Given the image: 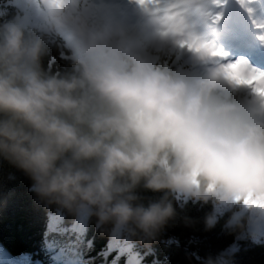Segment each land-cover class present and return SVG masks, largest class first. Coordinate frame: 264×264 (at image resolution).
Masks as SVG:
<instances>
[{
    "label": "clouds",
    "instance_id": "1",
    "mask_svg": "<svg viewBox=\"0 0 264 264\" xmlns=\"http://www.w3.org/2000/svg\"><path fill=\"white\" fill-rule=\"evenodd\" d=\"M131 3L135 19L114 0H22L23 15L0 20V159L30 178L40 202L95 216L113 235L154 239L176 215L170 195L210 202L208 229L229 211L226 227L256 235L264 75L257 90L242 86L255 69L218 44L228 35L222 0ZM235 4L264 47L253 0ZM56 45L61 73L43 64ZM177 52L188 69L164 66ZM141 186L164 195L145 204Z\"/></svg>",
    "mask_w": 264,
    "mask_h": 264
},
{
    "label": "trees",
    "instance_id": "2",
    "mask_svg": "<svg viewBox=\"0 0 264 264\" xmlns=\"http://www.w3.org/2000/svg\"><path fill=\"white\" fill-rule=\"evenodd\" d=\"M22 15L14 0H0V20ZM175 54L164 61L171 68ZM63 50L55 48L43 59L54 73L68 70ZM178 62L186 66L181 56ZM165 66V65H164ZM32 181L21 170L0 159V251L12 264H51L52 255L83 258L91 264H124L125 251L139 252L137 264H206L209 257L227 258L226 264H264V228L256 235L226 227L231 212L217 213V222L208 229L205 217L213 205L170 195L176 215L154 239L113 235L111 224L100 225L95 216L69 213L66 209L40 202L29 191ZM136 194L147 204L163 192L142 186ZM116 252L107 263L106 256ZM76 252H78L76 254Z\"/></svg>",
    "mask_w": 264,
    "mask_h": 264
},
{
    "label": "snow or ice",
    "instance_id": "3",
    "mask_svg": "<svg viewBox=\"0 0 264 264\" xmlns=\"http://www.w3.org/2000/svg\"><path fill=\"white\" fill-rule=\"evenodd\" d=\"M137 3L143 5L146 3H155L157 0H136ZM220 17L218 16L217 19ZM205 47H210L205 45ZM213 55H217L218 53L213 52ZM243 63V61H241ZM228 68L233 67V65H228ZM259 75H264V73H256L255 70H250V73L245 74L242 79V86L252 87L254 90H257V86L255 84V81Z\"/></svg>",
    "mask_w": 264,
    "mask_h": 264
},
{
    "label": "rangeland",
    "instance_id": "4",
    "mask_svg": "<svg viewBox=\"0 0 264 264\" xmlns=\"http://www.w3.org/2000/svg\"><path fill=\"white\" fill-rule=\"evenodd\" d=\"M129 252V253H128ZM125 254L130 255V257L133 255L135 256L134 263L137 264L139 262V252L135 251L134 249H128L125 251ZM7 254L5 251H0V264H12V261L9 257L6 256Z\"/></svg>",
    "mask_w": 264,
    "mask_h": 264
},
{
    "label": "bare ground",
    "instance_id": "5",
    "mask_svg": "<svg viewBox=\"0 0 264 264\" xmlns=\"http://www.w3.org/2000/svg\"><path fill=\"white\" fill-rule=\"evenodd\" d=\"M135 260V257H133V255L131 256V263H133Z\"/></svg>",
    "mask_w": 264,
    "mask_h": 264
}]
</instances>
